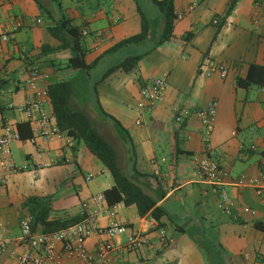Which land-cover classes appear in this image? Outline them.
Returning a JSON list of instances; mask_svg holds the SVG:
<instances>
[{
	"label": "crops",
	"instance_id": "obj_1",
	"mask_svg": "<svg viewBox=\"0 0 264 264\" xmlns=\"http://www.w3.org/2000/svg\"><path fill=\"white\" fill-rule=\"evenodd\" d=\"M38 1L55 18L60 17L52 0ZM84 1L77 0L66 11L75 24L86 30L87 63L98 60L87 71L90 73L124 48L110 52L117 42L140 32L141 16L136 0H88L87 12L81 8L88 4ZM232 1L175 0L176 12L183 13V17L176 20L170 41L146 54L131 71L117 69L102 79L117 63L106 68L95 87L97 105L121 125L101 113L94 101L77 97L76 90L72 98L73 106L84 110L116 148L121 169L165 208L167 215L162 217V224L150 213L141 216L134 204L119 202L111 206L106 199L96 200L114 184V179L86 144L80 143L73 150L76 143H67V138L37 143L31 138L20 139L11 145V159L18 170L2 175L0 166V240L6 243L0 264H13L26 248L21 223L30 219L24 202L31 195L51 197L52 217L90 214L98 209V223L105 226L111 221L109 211L113 209L119 221L147 235L139 249L127 248L126 235L117 236V248L111 252L108 264H264V193H257L254 186L237 184L241 178L264 172V86L237 84V78L246 77L252 63L264 64V0H237L223 23ZM41 12L37 0H0L3 107L9 101L22 104L35 98V90L27 84L30 63L48 75L44 81L48 85L64 80L59 79L63 71L79 75L85 71L60 67L56 73L53 62L64 66L72 51L67 48L42 54L44 44L55 47L60 41L46 25L37 27L42 23ZM151 13L153 37L135 44L143 47L136 54L151 48L156 34L163 29L160 11ZM26 25L34 29L30 47L17 38ZM188 32L194 35L187 40L184 36ZM5 33L7 40L2 39ZM210 61L225 65L227 76L219 72L206 75ZM162 74H167L169 80L163 99L154 108H141V87L150 76ZM212 101H217V111L210 142L216 160L228 172L225 198L220 186L198 179L192 161L193 154L205 149V133L196 112ZM179 107L190 111L182 124L175 119ZM47 108L53 113L51 99ZM6 115L16 125L28 120L14 110H7ZM38 116L36 113L35 118ZM34 170L38 175L32 173ZM221 203L230 206L231 212ZM245 206L256 213L245 212ZM160 228L167 231L166 243L161 242ZM106 238L95 233L88 238L87 247L94 250ZM64 263L78 264V259L65 257Z\"/></svg>",
	"mask_w": 264,
	"mask_h": 264
},
{
	"label": "built area",
	"instance_id": "obj_2",
	"mask_svg": "<svg viewBox=\"0 0 264 264\" xmlns=\"http://www.w3.org/2000/svg\"><path fill=\"white\" fill-rule=\"evenodd\" d=\"M183 13L177 14V19H181ZM218 19L214 22L218 23ZM84 34L86 30L83 31ZM8 34L2 35V39L7 40ZM3 69V64L0 61V72ZM215 72H219L222 77H226L228 69L225 65L219 64L215 61H210L206 75L210 76ZM47 74L38 66H30V75L27 81L28 86L35 90V98L29 99L22 104H16L13 101L6 103V107L0 105V121L2 132L0 133V166L2 175L9 171H16L18 167L12 162V143L20 140V133L17 129L16 123L13 122L8 115L7 110H14L15 112L24 115L30 122H32L33 136L32 143H37L39 140H51L54 138H67V143L70 137L66 135L58 127L53 113L47 108L50 98L49 85L44 83ZM169 88V80L167 74L152 75L146 81V84L141 87L142 100L139 103L141 108H154L159 103L167 89ZM2 85L0 84V90ZM217 111V101H212L205 107L199 109L196 114L201 120L203 131L205 133V149L202 153L192 155V161L196 168L198 179L214 186L222 188V197L227 196L224 188L228 172L219 164L215 158V151L211 145L210 138L214 129V122ZM36 113L38 117L35 118ZM190 111L186 108L175 109V119L179 123H183ZM50 162L49 164H53ZM238 185L254 186L257 193H264V172L261 176L251 177L249 179L241 178ZM97 201L101 202L105 199L104 194H99L95 197ZM221 206L231 212V207L221 203ZM245 212L255 214L256 211L251 207L245 206ZM99 210L96 209L92 213H88L87 217L82 221L69 226L65 229L58 230L51 233H44L33 229L30 219H25L21 223L22 239L26 245L23 252L16 256L13 264H65V257H76L78 264H108L111 261V252L117 248L114 239L120 235L127 236V248L139 249L147 241V235L135 229L130 224L119 221L116 218V211L110 210L111 221L102 226L98 223ZM104 234L106 239L98 242L94 250L87 247L88 238L95 234ZM161 242L168 241L167 231L164 228L159 229ZM6 243L0 240V253L4 250Z\"/></svg>",
	"mask_w": 264,
	"mask_h": 264
},
{
	"label": "trees",
	"instance_id": "obj_3",
	"mask_svg": "<svg viewBox=\"0 0 264 264\" xmlns=\"http://www.w3.org/2000/svg\"><path fill=\"white\" fill-rule=\"evenodd\" d=\"M57 1V0H52ZM41 11L45 13L51 22L47 24V30L52 36L60 41L58 46L44 44L42 46V54L54 52L60 49H71L72 55L68 58L63 68L90 70L94 67L98 60L87 63L86 54L88 49L84 44V29L81 25L75 24L73 18L62 14L61 17L55 18L53 13L37 0ZM138 10L141 16L140 32L128 36L109 49L110 52L116 51L122 47L148 42L153 37L150 25V14L141 5L140 0H136ZM161 13L164 20L162 31L154 38L153 46L143 53L130 55L121 60L116 65L111 66L103 75L102 79L116 71L123 69L131 71L136 68L140 60L158 46L171 40L174 34L175 22L177 20V12L175 9V0H151ZM237 0H233L227 10L223 23L231 14ZM194 34L188 32L185 39H190ZM58 66L56 62H53ZM30 65H32L30 63ZM101 79V80H102ZM4 81L1 80L0 84ZM146 82L143 84V86ZM237 84L243 87H249L252 84L264 86V64L252 63L249 67L246 77H238ZM74 84L70 79L53 82L49 85V94L51 98L53 114L56 118L58 127L70 137L69 144L75 141L77 145L84 143L87 147L101 160V162L110 171L114 184L106 188L103 192L107 203L111 206L124 202L126 205H136L141 216L150 213L160 224L164 215H167L165 208L157 205L158 200L152 196L146 188L126 174L118 163L116 148L107 138H105L96 128L90 116L79 108H75L72 104L74 96ZM97 102L99 104L98 98ZM101 107V106H100ZM104 114H107L101 107ZM114 121L121 123L113 116L107 114ZM17 129L20 133L21 140H26L33 136L30 121H20L17 123ZM122 128V126H121ZM24 206L28 208L30 213V223L33 229L44 233H51L72 226L87 217L86 212L74 215L52 217L53 207L50 196L31 195L25 202Z\"/></svg>",
	"mask_w": 264,
	"mask_h": 264
},
{
	"label": "rangeland",
	"instance_id": "obj_4",
	"mask_svg": "<svg viewBox=\"0 0 264 264\" xmlns=\"http://www.w3.org/2000/svg\"><path fill=\"white\" fill-rule=\"evenodd\" d=\"M79 1V0H78ZM61 2V4L59 3ZM86 2V0L84 1ZM53 3L55 4V11H58L60 15V17L62 16V14H66L68 15V12L66 11V8L68 6H72V5H76L77 4V0H57V1H53ZM63 3V4H62ZM88 3V0H87ZM140 3L142 5V7L150 14L151 11L157 12V7L151 3V0H140ZM91 4V3H90ZM82 9L84 11H90L89 10V3L87 5H81ZM152 7V10L151 8ZM41 20L42 23L36 24L37 27H44L45 25L47 26V24H49L51 22V19L43 12H41ZM59 18V17H58ZM17 38L19 41L24 42L26 44H28V46H31V42H33L34 39V29L32 25H26L21 31H19L17 33ZM143 49V47L139 48L137 45L135 46H128V47H124L121 50L115 52L110 58H107L105 60L104 63H101L97 68L93 69L90 73H87L88 70H85L82 72V74H75L72 71H70L71 74L67 73L66 71H63L61 73V76L59 79H70L73 81V84L75 86V90L77 93V97H82L84 99H88L90 102L94 101V103L97 105V92L95 90V87L97 86V81L98 79H100L103 75V73L105 72L106 68L116 64L118 62H120L123 58H125L128 55H133L136 54L138 52H140V50ZM58 66H55L57 71L56 73H58V69L63 70L64 66L61 63H58ZM91 81L93 82V84H91ZM85 89H87V91L85 92ZM98 106V105H97ZM98 108L100 109V112L102 113L101 107L98 106ZM108 114V113H107ZM107 114H105V116L109 117ZM17 161H20L19 156H17ZM33 174L38 175L39 172H37L36 170L32 171ZM45 172H43L44 174Z\"/></svg>",
	"mask_w": 264,
	"mask_h": 264
}]
</instances>
